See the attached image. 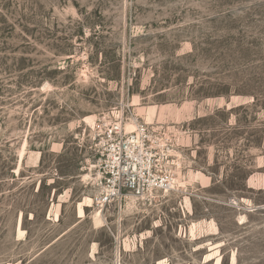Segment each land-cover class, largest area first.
Returning <instances> with one entry per match:
<instances>
[{
    "label": "rangeland",
    "instance_id": "374dc122",
    "mask_svg": "<svg viewBox=\"0 0 264 264\" xmlns=\"http://www.w3.org/2000/svg\"><path fill=\"white\" fill-rule=\"evenodd\" d=\"M117 123L173 188L97 202ZM0 264H264V0H0Z\"/></svg>",
    "mask_w": 264,
    "mask_h": 264
},
{
    "label": "built area",
    "instance_id": "2783aa9c",
    "mask_svg": "<svg viewBox=\"0 0 264 264\" xmlns=\"http://www.w3.org/2000/svg\"><path fill=\"white\" fill-rule=\"evenodd\" d=\"M107 136V149L100 166L102 193L96 198L99 204L109 205L127 195L145 197L157 190L173 188L156 173L164 153L158 152L161 145L156 144L145 125L128 133L122 123H117Z\"/></svg>",
    "mask_w": 264,
    "mask_h": 264
}]
</instances>
